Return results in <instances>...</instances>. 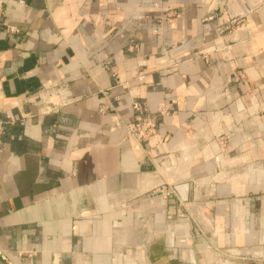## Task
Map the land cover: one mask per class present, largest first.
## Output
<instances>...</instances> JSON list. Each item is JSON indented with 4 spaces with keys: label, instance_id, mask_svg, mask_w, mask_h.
Masks as SVG:
<instances>
[{
    "label": "crops",
    "instance_id": "1",
    "mask_svg": "<svg viewBox=\"0 0 264 264\" xmlns=\"http://www.w3.org/2000/svg\"><path fill=\"white\" fill-rule=\"evenodd\" d=\"M263 75L264 0H6L0 249L16 264H264V115L234 93ZM64 84L68 105L44 113L41 92ZM134 100L158 122L144 145Z\"/></svg>",
    "mask_w": 264,
    "mask_h": 264
},
{
    "label": "built area",
    "instance_id": "2",
    "mask_svg": "<svg viewBox=\"0 0 264 264\" xmlns=\"http://www.w3.org/2000/svg\"><path fill=\"white\" fill-rule=\"evenodd\" d=\"M6 0H0V20L4 15ZM12 31H19L18 28H10ZM70 92L66 84L58 85L51 88L44 89L40 98L43 102V112L51 113L59 110L61 107L68 105V93ZM1 95V85H0ZM132 108L135 112V121L132 127L129 128L130 135L141 145H144L147 138L153 136L157 129V118L148 114L146 109V103L140 100H134L132 102ZM107 107H102L101 111L105 112ZM166 113V111H162ZM12 122H7L0 119V134L3 133L7 126ZM0 257L7 264H16L12 257L4 250L0 249Z\"/></svg>",
    "mask_w": 264,
    "mask_h": 264
},
{
    "label": "rangeland",
    "instance_id": "3",
    "mask_svg": "<svg viewBox=\"0 0 264 264\" xmlns=\"http://www.w3.org/2000/svg\"><path fill=\"white\" fill-rule=\"evenodd\" d=\"M262 77H263V80H262L261 84H259L258 86L254 85V83H250V87L248 89H246V90H235L234 93H236V94L238 93L239 97H241L242 99L247 101V103H246L247 106H245L244 110H248L251 112V109L255 110V109H258L260 107L261 111L259 110L260 108L258 110L261 112L262 115H264V75ZM240 78H242V80L249 79V76L247 75V71L246 72L242 71V73L240 74ZM236 97H237V95H236ZM244 110L242 112H244ZM220 146L226 147L228 145L225 142V140H223L222 143H220ZM238 156H240V155L239 154H233L232 156H230V159L231 158L234 159ZM249 163H251L252 166H254L253 161L249 162ZM249 163L246 161H242V164H243L242 167L247 166ZM262 164H263L262 169H264V161ZM247 168H242V170L240 169L238 171H241V172L244 171L245 172ZM231 170H232L231 168L229 169V171H227L226 169H221L218 172L214 173L213 179H218L219 176L225 177V176H227V173L232 172V171H236V170H232V171ZM252 170H254V169H252ZM219 180H225V179L219 178Z\"/></svg>",
    "mask_w": 264,
    "mask_h": 264
},
{
    "label": "water",
    "instance_id": "4",
    "mask_svg": "<svg viewBox=\"0 0 264 264\" xmlns=\"http://www.w3.org/2000/svg\"><path fill=\"white\" fill-rule=\"evenodd\" d=\"M183 187L184 186L182 184H179V185L175 186V189L177 191H180ZM182 197H183V200H185V201L189 200V192L187 191V188H186V193ZM0 264H7V263L0 257Z\"/></svg>",
    "mask_w": 264,
    "mask_h": 264
},
{
    "label": "bare ground",
    "instance_id": "5",
    "mask_svg": "<svg viewBox=\"0 0 264 264\" xmlns=\"http://www.w3.org/2000/svg\"><path fill=\"white\" fill-rule=\"evenodd\" d=\"M197 209V208H196ZM201 209H203V208H201ZM198 210V209H197ZM199 211V210H198ZM201 212H202V210H201ZM198 213V212H197Z\"/></svg>",
    "mask_w": 264,
    "mask_h": 264
}]
</instances>
